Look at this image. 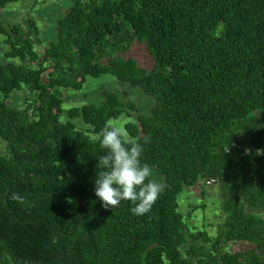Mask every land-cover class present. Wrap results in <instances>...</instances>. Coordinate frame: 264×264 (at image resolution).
Returning a JSON list of instances; mask_svg holds the SVG:
<instances>
[{"label": "trees", "instance_id": "1", "mask_svg": "<svg viewBox=\"0 0 264 264\" xmlns=\"http://www.w3.org/2000/svg\"><path fill=\"white\" fill-rule=\"evenodd\" d=\"M17 0H0V9ZM57 39L40 57L32 18L4 26L0 65V264H264V0H72ZM144 45L146 70L120 53ZM29 64H36L31 67ZM110 74L156 99L149 117L127 124L142 163L165 190L143 216L129 201L105 210L94 192L98 141L61 123L63 89ZM25 86L35 101L5 100ZM72 109L97 133L109 119L138 112L114 93ZM261 153V154H260ZM214 180L224 215L218 234L193 235L178 212L185 188ZM19 192L23 204L9 200ZM254 245L231 253L238 242Z\"/></svg>", "mask_w": 264, "mask_h": 264}, {"label": "rangeland", "instance_id": "2", "mask_svg": "<svg viewBox=\"0 0 264 264\" xmlns=\"http://www.w3.org/2000/svg\"><path fill=\"white\" fill-rule=\"evenodd\" d=\"M73 6L72 0H17L0 9V24L4 26L22 23L28 18L34 19L39 31L40 42L35 45V51L41 57L45 49L57 39V24L64 17L66 12ZM7 44L5 37L0 35V65L15 64L21 65L18 58L8 59L5 55ZM123 60L132 59L137 66L146 70L155 67L154 60L149 56L144 45L135 44L129 51L118 54ZM36 67V64H29ZM108 91L117 95L124 102H132L138 112L124 113L125 127L127 124L138 125L139 117H149L156 107V99L147 95L141 88L121 87L116 77L106 74L98 78L88 77L81 90L63 89V113L60 116L61 123H73L78 130L84 132L93 139L91 126L84 123L82 118H71L69 112L72 109L81 108L86 105L101 106L103 104V92ZM35 101L36 94H32L25 86L15 90L5 100L6 105L13 110H20L25 106L26 100ZM119 117V118H120ZM118 119V118H117ZM10 155L9 143L0 137V158ZM152 178L159 183H164V177L152 168ZM178 212L183 216L185 224L189 228L186 233L188 243L181 248V253L192 246L201 244V240L194 241L196 233H206L215 237L224 222V215L221 208V196L219 186H205L200 183L195 188H185L178 196ZM264 218V213L257 212ZM254 248L249 242H238L235 246L228 248L231 253H238Z\"/></svg>", "mask_w": 264, "mask_h": 264}, {"label": "clouds", "instance_id": "3", "mask_svg": "<svg viewBox=\"0 0 264 264\" xmlns=\"http://www.w3.org/2000/svg\"><path fill=\"white\" fill-rule=\"evenodd\" d=\"M124 117L109 119L93 137L105 154L98 158L94 192L105 210H114L123 201L134 205L131 213L143 216L151 211L165 185L153 179L151 167L142 163L143 145L126 130ZM9 200L23 204L25 198L12 192Z\"/></svg>", "mask_w": 264, "mask_h": 264}, {"label": "built area", "instance_id": "4", "mask_svg": "<svg viewBox=\"0 0 264 264\" xmlns=\"http://www.w3.org/2000/svg\"><path fill=\"white\" fill-rule=\"evenodd\" d=\"M261 154V153H260ZM215 184V181L214 180H211V181H207L206 182V185L207 186H212V185H214Z\"/></svg>", "mask_w": 264, "mask_h": 264}]
</instances>
